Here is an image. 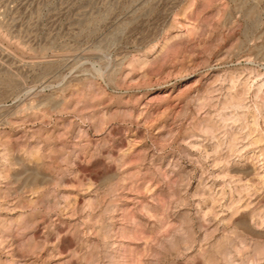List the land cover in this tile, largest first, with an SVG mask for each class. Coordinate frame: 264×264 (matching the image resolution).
<instances>
[{
	"label": "rangeland",
	"instance_id": "374dc122",
	"mask_svg": "<svg viewBox=\"0 0 264 264\" xmlns=\"http://www.w3.org/2000/svg\"><path fill=\"white\" fill-rule=\"evenodd\" d=\"M0 264H264V0H0Z\"/></svg>",
	"mask_w": 264,
	"mask_h": 264
}]
</instances>
